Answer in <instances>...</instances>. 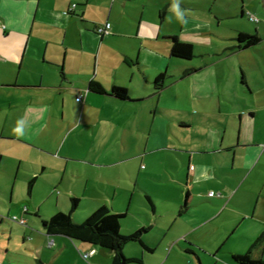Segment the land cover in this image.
Segmentation results:
<instances>
[{
	"label": "crops",
	"instance_id": "crops-1",
	"mask_svg": "<svg viewBox=\"0 0 264 264\" xmlns=\"http://www.w3.org/2000/svg\"><path fill=\"white\" fill-rule=\"evenodd\" d=\"M151 1L0 0V192L12 200L10 180H26L29 196L19 199L33 201L28 211L33 203L43 225L70 211L73 197L78 222L103 205L125 213L123 233L150 227L151 250L123 249L143 264H238L228 252L264 260V238L255 244L264 234L258 109L210 85L218 74L194 64L193 43L192 57L172 54L178 35L161 33L171 0ZM92 80L105 92L91 90ZM32 149L42 158L30 169ZM1 235L0 264H112L115 255L45 225L23 229L22 244Z\"/></svg>",
	"mask_w": 264,
	"mask_h": 264
},
{
	"label": "rangeland",
	"instance_id": "rangeland-1",
	"mask_svg": "<svg viewBox=\"0 0 264 264\" xmlns=\"http://www.w3.org/2000/svg\"><path fill=\"white\" fill-rule=\"evenodd\" d=\"M151 3L153 7L158 4L165 6L167 1L152 0ZM242 9L245 10L243 16ZM168 10L167 21L161 28L162 35H178L182 41L193 43L194 64H201L207 72H217L218 77L210 85L229 87L241 99L244 98V103L250 108L258 109L256 135H263L264 131L259 134V126L264 129V0H171ZM241 31L258 34L260 38L247 47L244 46L247 42H241L244 47L240 48L237 36ZM31 152L27 161L33 169L34 162H39L42 157L36 149ZM25 169L23 165L22 171ZM0 178L3 176L0 175ZM251 181L258 184L254 176H251ZM26 184L22 177L10 180L9 193L12 191L14 195L12 200L9 194L0 192V236L4 231L12 232L14 243L19 240L20 244L22 240L16 236H21L23 229L42 232L44 226L35 215L36 206L33 203L28 211L29 202L33 201L27 197L19 199L20 195L29 196ZM43 211L49 218L51 209L44 207ZM220 253L226 255V252ZM228 256L234 263L238 262L229 252Z\"/></svg>",
	"mask_w": 264,
	"mask_h": 264
},
{
	"label": "trees",
	"instance_id": "trees-1",
	"mask_svg": "<svg viewBox=\"0 0 264 264\" xmlns=\"http://www.w3.org/2000/svg\"><path fill=\"white\" fill-rule=\"evenodd\" d=\"M243 13L245 15V11ZM259 38L260 36L258 34L250 35L244 31H241L237 36V39L240 41V48H243L244 46L247 47L251 45L252 42H257ZM173 41V55L184 58H189L194 55V45L192 43L183 42L178 36H174ZM241 42L247 43L246 45L242 46ZM163 82L164 74H161L156 79L157 88H161L163 86ZM90 89L96 92H105L104 86L95 80L90 82ZM127 91V88L115 86L112 93L118 97L128 98L129 96ZM33 181L34 179L30 181V188ZM147 199L149 204L153 207L152 199L149 196ZM71 200L72 209L70 211H59L55 213L49 220L44 221V225L46 226L49 233H62L80 241H85L109 250H114L115 255L112 264H122L123 259H125V262L131 260L143 264L140 257H126L123 249L126 244L138 243L145 249L151 250L144 240V235L149 231L150 227H142L133 233L125 234L121 230L125 213H115L106 205L96 209L85 221L78 222L74 219L72 211L75 209V207H77L79 200L75 197H73ZM263 238L264 234L256 240L255 244L259 243L261 240H263ZM233 258L242 264H264L263 259H254L250 252L244 253L242 255L234 254ZM39 264L44 263L39 261Z\"/></svg>",
	"mask_w": 264,
	"mask_h": 264
},
{
	"label": "built area",
	"instance_id": "built-area-1",
	"mask_svg": "<svg viewBox=\"0 0 264 264\" xmlns=\"http://www.w3.org/2000/svg\"><path fill=\"white\" fill-rule=\"evenodd\" d=\"M74 7H76V4H73V8H74ZM111 27H112L111 23H110V22H106L104 25H102V26H100V27L98 28V32H99L100 34H102V35L108 34L109 31H110V29H111ZM84 98H85V94H84V93H81V94H79V95L76 97V100H77L78 102H83V101H84ZM194 167H195L194 165H191V166H190V168H191L192 170L194 169ZM214 194H215L214 191H211V192L209 193V195H211V196H213ZM15 219H19V218H15ZM21 221H22V223L24 222V220H21ZM48 244H49V246H53V245L55 244V240H54L53 238H50ZM93 252H94V250H93L92 252H89V253L84 254V257H85V258H88L90 254H93Z\"/></svg>",
	"mask_w": 264,
	"mask_h": 264
},
{
	"label": "water",
	"instance_id": "water-1",
	"mask_svg": "<svg viewBox=\"0 0 264 264\" xmlns=\"http://www.w3.org/2000/svg\"><path fill=\"white\" fill-rule=\"evenodd\" d=\"M113 252H115V251L113 250ZM122 264H125V259H123V262H122Z\"/></svg>",
	"mask_w": 264,
	"mask_h": 264
},
{
	"label": "flooded vegetation",
	"instance_id": "flooded-vegetation-1",
	"mask_svg": "<svg viewBox=\"0 0 264 264\" xmlns=\"http://www.w3.org/2000/svg\"><path fill=\"white\" fill-rule=\"evenodd\" d=\"M253 258H254V257H253ZM254 259L259 260V258H254Z\"/></svg>",
	"mask_w": 264,
	"mask_h": 264
}]
</instances>
